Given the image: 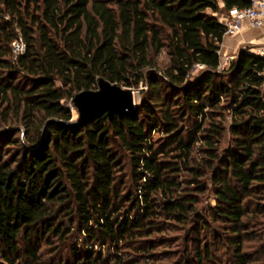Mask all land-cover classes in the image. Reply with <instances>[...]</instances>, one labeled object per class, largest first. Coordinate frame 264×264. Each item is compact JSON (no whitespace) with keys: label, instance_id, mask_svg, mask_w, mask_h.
<instances>
[{"label":"trees","instance_id":"obj_1","mask_svg":"<svg viewBox=\"0 0 264 264\" xmlns=\"http://www.w3.org/2000/svg\"><path fill=\"white\" fill-rule=\"evenodd\" d=\"M251 5L0 0L5 264H264V56L221 54ZM101 77L134 110L61 122Z\"/></svg>","mask_w":264,"mask_h":264},{"label":"water","instance_id":"obj_2","mask_svg":"<svg viewBox=\"0 0 264 264\" xmlns=\"http://www.w3.org/2000/svg\"><path fill=\"white\" fill-rule=\"evenodd\" d=\"M78 110V117L71 121H61L68 125L85 126L107 113L111 118L116 114L124 116L134 110L136 89L112 82L104 77L99 79V87L78 92L72 100Z\"/></svg>","mask_w":264,"mask_h":264},{"label":"built area","instance_id":"obj_3","mask_svg":"<svg viewBox=\"0 0 264 264\" xmlns=\"http://www.w3.org/2000/svg\"><path fill=\"white\" fill-rule=\"evenodd\" d=\"M223 21L226 23V34L236 33L244 28L246 23L253 26H263L264 25V0H252V5L245 8H234L231 10L230 14L223 15ZM25 49V43L21 41L15 42V50L23 51ZM256 52L264 56V45L259 46ZM234 56H229L232 59ZM228 60L222 65L228 64ZM204 67L203 64L198 65L196 70ZM195 71V69H194Z\"/></svg>","mask_w":264,"mask_h":264},{"label":"crops","instance_id":"obj_4","mask_svg":"<svg viewBox=\"0 0 264 264\" xmlns=\"http://www.w3.org/2000/svg\"><path fill=\"white\" fill-rule=\"evenodd\" d=\"M262 45H264V25L253 26L246 23L242 30L233 34H226L221 54L225 53L226 57L224 60L227 61L229 57H227V54L234 56L239 49L247 46H250L256 52L257 48Z\"/></svg>","mask_w":264,"mask_h":264},{"label":"rangeland","instance_id":"obj_5","mask_svg":"<svg viewBox=\"0 0 264 264\" xmlns=\"http://www.w3.org/2000/svg\"><path fill=\"white\" fill-rule=\"evenodd\" d=\"M222 17H223V15H221ZM232 54H227V57L228 56H231ZM234 56H235V54H234ZM225 57H226V55H225V53H222V62L223 63H225ZM231 59H229L228 60V64H229V61H230ZM144 86L142 85L140 88H138V89H136V101L137 102H140V100H141V90H142V88H143ZM72 107H73V111H74V117L76 118V117H78V110H77V108L73 105V102H72ZM211 201L212 202H215V198L212 196L211 197ZM6 262L2 259V257L0 256V264H5Z\"/></svg>","mask_w":264,"mask_h":264}]
</instances>
